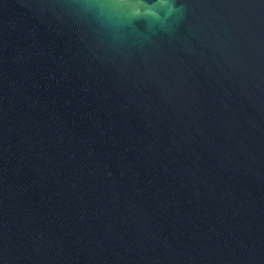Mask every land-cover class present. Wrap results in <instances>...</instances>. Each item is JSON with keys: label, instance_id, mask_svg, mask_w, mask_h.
<instances>
[{"label": "water", "instance_id": "95a60500", "mask_svg": "<svg viewBox=\"0 0 264 264\" xmlns=\"http://www.w3.org/2000/svg\"><path fill=\"white\" fill-rule=\"evenodd\" d=\"M0 264H264V0H0Z\"/></svg>", "mask_w": 264, "mask_h": 264}]
</instances>
